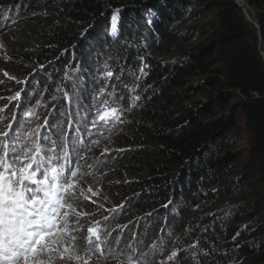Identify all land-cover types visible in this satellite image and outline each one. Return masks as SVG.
Returning <instances> with one entry per match:
<instances>
[{
	"label": "trees",
	"instance_id": "obj_1",
	"mask_svg": "<svg viewBox=\"0 0 264 264\" xmlns=\"http://www.w3.org/2000/svg\"><path fill=\"white\" fill-rule=\"evenodd\" d=\"M241 1L258 27L234 0H0V96L26 87L24 104L40 100L49 126L66 120L64 111L84 115L105 85L124 97L125 122L111 133L100 126L99 146L84 141L92 150L82 154L77 189L90 176L101 197L94 200L116 208L96 219L120 260L132 254L143 264L163 249L176 250L181 264H264V0ZM3 71L28 77L27 85ZM73 80L80 109L64 96L73 95ZM131 95L141 99L128 111ZM241 131L236 153L230 146ZM103 146L111 151L102 156Z\"/></svg>",
	"mask_w": 264,
	"mask_h": 264
},
{
	"label": "snow or ice",
	"instance_id": "obj_2",
	"mask_svg": "<svg viewBox=\"0 0 264 264\" xmlns=\"http://www.w3.org/2000/svg\"><path fill=\"white\" fill-rule=\"evenodd\" d=\"M112 19L111 34L115 37L116 14ZM3 48L4 44L0 42V49ZM5 59L11 57L5 56ZM37 67L43 69L45 66L40 64ZM107 67L105 64V68ZM146 67V64L140 67V76L137 79L146 75ZM79 70V65L72 69L73 73ZM35 71L36 69H33V73ZM3 76L15 81L17 85L28 83V77L21 80L7 71H3ZM103 76L110 79L114 73L108 70ZM64 79L73 78L65 71ZM2 83L3 81H0V84ZM72 87L73 95L69 96L64 92V96L68 98L70 105L75 104L77 109H80L81 99L75 91L78 87L75 80ZM107 87L108 85H105L100 88L93 96L91 108L82 109L84 115H81L79 110L75 117L71 112L61 113L66 120L54 125L58 139L53 138L48 116L43 117V123L40 122L41 116L37 111L41 106L40 100H36L30 107H22V93L28 94L26 87H21L12 95L0 96V100L7 101V104L0 105V264H90L97 254H107L116 259L117 264H141V260L132 254L120 260L121 253L107 245V236H111V233L103 235L106 229L102 227L101 221L96 219V215L101 210L115 212L116 208L105 209L103 204H98L92 199L99 194V189L90 186L87 189V192L91 193L90 196L85 195L83 189L77 194L80 161L86 160L82 154L92 150L85 144V137L90 139L92 146H99L100 141L92 137L99 131L100 126L107 128L111 133L125 122V109L120 102L124 97H120L118 101L115 86H112V92H107ZM124 87L128 88L129 92H135V89L129 88L127 84ZM57 91L64 90L57 86ZM52 99L56 100V96ZM140 99L139 95H131L127 110L135 107ZM13 101L16 104L11 110V116L4 115ZM17 112L21 115L19 120ZM99 134L103 135L102 132ZM110 151L105 147L101 155H107ZM81 197L96 205L95 209L82 210L76 203ZM119 207L123 208V205ZM103 219L107 221L109 217L105 215ZM85 224L86 235L81 236ZM239 234L237 232L236 236ZM80 239L85 241L83 249L79 245ZM235 239L234 236L233 240ZM119 243L117 238V245ZM128 247L132 249L131 244ZM153 247L155 248V245ZM177 254L173 252L168 259H173ZM141 255L146 257L147 253Z\"/></svg>",
	"mask_w": 264,
	"mask_h": 264
},
{
	"label": "rangeland",
	"instance_id": "obj_3",
	"mask_svg": "<svg viewBox=\"0 0 264 264\" xmlns=\"http://www.w3.org/2000/svg\"><path fill=\"white\" fill-rule=\"evenodd\" d=\"M9 95H12V94H9ZM9 95H4V96H9ZM23 94H22V97H21V105H22V107H27V104H24V102H23ZM15 104H16V102L15 101H13L12 102V104H10L9 106H11V107H15ZM40 110H41V107H39L38 109H37V111H38V113L40 112ZM7 113V109H6V111H5V113H4V115H7L6 114ZM11 116V115H10ZM21 118V115H20V113L19 112H17V119L19 120ZM59 120V119H58ZM60 121H61V119H60ZM57 123H59V121H55V123H54V125H56ZM54 125L52 126H50L51 127V130H52V133H53V138H55L54 137V135H56L55 133H54V129H55V127H54ZM14 127H15V125H14ZM100 132H96V133H94V136L96 135V134H99ZM100 135V134H99ZM94 136L92 137V139H94ZM100 136H102V135H100ZM58 139V138H57ZM86 143H90V139L89 138H87V137H85V140H84ZM245 141H246V135H245V132L244 131H241L240 132V136H239V138L237 139V141H235V143L233 144V145H231L230 146V149L232 150V151H234V152H239V151H241L242 150V148L244 147V143H245ZM103 148H105V146H103ZM74 160H75V158H74ZM73 160V163L75 162ZM91 171H88V173H90ZM90 178V176H88L87 178H86V180L84 181V185H86V187L85 188H83L84 189V192L86 193V195H91V193H88L87 192V189L90 187L89 185H88V183H87V179H89ZM226 182H228V181H226ZM80 186V185H79ZM81 187H82V185H81ZM79 192V191H78ZM77 192V193H78ZM99 198H101L100 196H99V194L97 195V196H95V197H92V199H96V200H98ZM219 206V205H218ZM81 236H82V234H80ZM170 252H171V254L173 253V252H176V250H171V251H169V252H167L166 254H165V251H163V249H161V250H159L157 253H155V255L154 256H152V257H149L148 259H147V261H145V262H143V264H155V261L156 260H158L156 263H158V264H181V262H180V258L179 257H177L178 256V254L175 256V257H173V259H171V260H169L168 259V257L171 255L170 254ZM169 254V255H168ZM99 262H104V260L103 259H98V257L97 256H95V257H93V259H92V261L90 262V264H101V263H99Z\"/></svg>",
	"mask_w": 264,
	"mask_h": 264
},
{
	"label": "water",
	"instance_id": "obj_4",
	"mask_svg": "<svg viewBox=\"0 0 264 264\" xmlns=\"http://www.w3.org/2000/svg\"><path fill=\"white\" fill-rule=\"evenodd\" d=\"M234 1H235V3H236L240 8H242V9L244 10V8H243V3H242L241 0H234ZM244 14H245L247 20L250 21V22H252L251 18L248 16V14L245 12V10H244ZM252 23L254 24V26L258 27V25H257L256 22H252ZM259 35L261 36V31H260V30H259ZM261 54H262V56L264 57V53H263L262 51H261Z\"/></svg>",
	"mask_w": 264,
	"mask_h": 264
}]
</instances>
